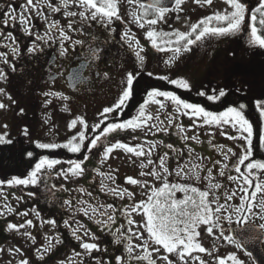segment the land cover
<instances>
[{
	"label": "rangeland",
	"instance_id": "374dc122",
	"mask_svg": "<svg viewBox=\"0 0 264 264\" xmlns=\"http://www.w3.org/2000/svg\"><path fill=\"white\" fill-rule=\"evenodd\" d=\"M4 2L13 0H3ZM54 1V0H51ZM16 3L23 5L26 0H15ZM35 2V0H34ZM250 7H258V0H244ZM60 1L58 2V4ZM130 8V24L131 34L126 50L129 54L127 56V62L121 65L117 71L111 76H102L95 80L92 84H87L79 89L73 90L67 86L66 69L63 68L62 78L56 83H51L55 77H51V80L44 78L41 75L40 70L34 71V67L28 64V48L20 50V36L19 32H22V27L18 24L13 27L11 24L7 31L1 25L0 31L5 35L8 32H12L16 38L15 41L6 39L0 36L2 44L9 43L18 47L19 55H13L12 47L9 44L0 48V52L7 54L8 63L3 62V57H0V69H3L6 73V79H0V89H4L3 93H0V103L6 105L5 108L0 109V135L7 133L5 140H12L15 137H22L30 140L36 144L40 143H57L64 144L72 136L76 135L79 131L85 132V147L82 149L87 153L85 157L75 158L79 153H71V155L65 159L55 158L61 161L50 170V174L41 176L40 181L36 185H9L7 183L0 184V264H19L20 260L27 259L29 264H38L39 255L37 249L44 252L46 246L49 243L48 238L51 239L53 247L50 251L54 252L55 249L63 251L66 249L65 254L56 251L52 253L56 257L55 261L52 260L50 264H75L74 261L79 258L83 263L97 264V261L88 262V258L85 255L75 256L68 250L76 248L77 243L79 248L81 241H78L73 235V229L80 226V231L77 235L83 236L84 231L87 230L92 235L84 237L88 242H109L106 244L108 248L119 250L121 254L119 256L124 257L127 261L129 254L126 251L127 243V229L131 227L134 231L139 230L144 232L142 227L144 217L137 213H132V219L136 222L131 226L128 224V217L124 214L126 206L138 202L141 199H147V195L150 194L149 188H145L141 185H132L126 181V177H133L135 179L146 180L149 187L155 186L157 188L162 186V180H156L151 176H141L140 173L150 172L153 167L158 165L157 157L163 155L164 152H168V158L166 161L167 167L173 174L168 177L170 183H185L191 186L205 190L209 181L204 179L208 176V168L212 169L213 183H220L222 188L214 189L216 196L220 197L219 202L225 203V192L231 194V190L236 188V184L233 181L227 179L228 175H238L234 168L233 163L237 157L229 154V159L225 160L222 154L223 151L232 149L234 153L240 154L244 151L245 142L239 137L237 129L230 126L218 127L216 125H204L201 122L194 121L190 115L177 114L174 105L170 101H167L163 97H159L164 101L165 107L161 108L159 104L149 102L145 105L146 112L151 114L154 119L149 121L148 125L143 128H138L135 131L127 129L114 133L101 136L96 148H92L90 141L96 136L100 135L103 128L111 122L113 118L112 114L109 115V119L105 120L99 128L94 127L101 120L100 113L105 107L112 106L118 99L123 88L125 87L126 76L129 72L141 71L152 73L158 77H168L169 79L184 78L187 79L190 84V90H197L209 93L215 90L214 84L217 83V79L223 77V74L227 73L229 69L238 62L244 61L249 55H252V51L258 46H251L247 42V36L245 33L230 36H218L208 37L190 47L189 51H181L179 54H175V59L172 63H166L171 57L174 56L172 51H160L158 48L153 47L150 39L146 33L150 30L149 25L146 23L144 27H140L139 23L135 22L133 13L141 15L143 10L138 7L136 2L129 3ZM45 3H41L44 6ZM47 7V4H46ZM182 10H173L176 6L165 14L163 20H159L154 27L157 31H163L172 33L176 30L189 31L192 23L198 22L200 19L212 15L216 11L223 12L224 10L231 11L230 6L225 0H212V3L205 4L203 0L201 3H197L196 0H184V3L180 6ZM41 10V7L40 9ZM20 11V7H19ZM62 11L64 9L62 8ZM18 12V10H17ZM1 16L3 12H1ZM27 14V13H26ZM177 17H179L177 19ZM126 17L125 19H127ZM154 13L148 12V16L145 19H152ZM247 19V18H246ZM42 20V19H41ZM18 23V22H17ZM76 25H74L75 27ZM41 28H45L41 25ZM24 32V31H23ZM36 33L41 32L35 30ZM35 33V34H36ZM58 33H55V36ZM69 34L74 38L72 31ZM175 39V37H172ZM25 40V38H24ZM136 41H139V48L143 51L141 55L144 57L141 61L136 56V51L139 48L136 45ZM159 42V41H158ZM25 45V43H23ZM162 47L171 48L172 45H162ZM76 48L77 47H73ZM259 48V47H258ZM257 48V49H258ZM70 49V48H68ZM262 49V48H259ZM22 57V58H21ZM63 58V60H62ZM256 58V57H255ZM258 58V57H257ZM258 59L259 64H263L264 59L260 57ZM62 65L70 66L73 59L64 55L60 57ZM16 61V62H15ZM27 61V62H26ZM14 69L13 70V67ZM57 70V67H54ZM261 69V68H260ZM229 70V71H230ZM264 71V67L263 70ZM259 71H256L253 76L254 80L259 79ZM211 74V80L209 83H205L204 76ZM215 74V75H214ZM245 78V77H244ZM245 78L246 81L238 78L236 73H232V79L234 83L226 82L227 86L233 87L235 82L239 83L240 89L244 88L246 84L252 79ZM49 80V81H48ZM56 80V79H55ZM224 83V82H222ZM221 83H217V86ZM259 85V84H255ZM222 89V88H220ZM219 90V87H218ZM251 92V91H250ZM45 93H61L60 95H45ZM258 98V96L256 97ZM148 100V96H144L140 99L139 106L134 110L127 112L123 115V109L118 118H122L123 121L130 119L137 115L141 105L145 104ZM258 100H264V96ZM159 119H155V117ZM172 116L174 123L168 126V118ZM77 117H82L87 123L88 127L84 126L77 121L75 127H70L71 122ZM264 117V116H263ZM116 121V122H119ZM163 122V123H161ZM152 124H156L159 127L168 126L167 132L157 131L156 128H151ZM7 125L5 128L4 126ZM176 125H182L186 131L187 136H198L196 140H184L182 134L178 133ZM196 125V126H194ZM151 128V130H149ZM27 129V135L24 134V130ZM226 133V134H224ZM11 134V135H10ZM236 136L237 139H231V136ZM117 141L127 143L129 145L142 144L147 152L148 146L151 142H156L157 147L153 150L151 159L155 162L152 165H147V156L136 157L131 153H127L123 149H114L113 152L107 157H104V149L110 144H114ZM163 143L160 144L159 142ZM4 143H0V149ZM173 145L172 149L165 147L166 145ZM59 151L65 152L68 149L63 147L56 148ZM191 150V158L189 152ZM74 157V158H73ZM200 157L201 159H197ZM81 160L82 166L85 171L80 176H75L72 173L67 174V178L63 173L57 175L61 169L65 172L70 166L68 161ZM103 160V163H101ZM144 162L147 167L141 168V162ZM188 161V168H191L193 164H201L200 168V180H196L190 177H178L175 170L178 165H184ZM216 161H220L219 164H215ZM215 164V166H213ZM224 164L228 165L225 169V175L220 176L219 171ZM241 171H246V168ZM33 168V167H32ZM31 168V170H32ZM111 174L113 180L108 179L107 174ZM24 177V176H23ZM21 177V178H23ZM10 178H1L0 180L7 181ZM261 178L264 179V173H261ZM119 186L121 189H128L134 194L133 197L127 196L121 198L120 196L113 195L109 188H116ZM33 193L34 195H29ZM90 194V195H89ZM191 194V193H190ZM240 193L227 203L233 206L239 205ZM184 193L177 192L176 198L182 199ZM261 195H257V203L259 202ZM209 199H212L210 194ZM70 201L71 205H66L64 202ZM103 205L104 207H101ZM107 205H112L113 208L108 209ZM213 204V208H215ZM58 208V209H57ZM93 208L97 209L95 214ZM9 209H12L11 211ZM87 210L88 214H85ZM107 210L109 214L115 215V223L109 227H105L102 223H97L99 220H106L107 216H101L100 213ZM254 211H259L255 208ZM233 211V209H229ZM27 212V215H21V213ZM32 220L33 224L27 225L25 222ZM55 220V225L48 223V221ZM65 221H68V226L65 225ZM249 222L254 224L264 223V220L259 215L254 216ZM9 224H24V228L19 230L10 229ZM123 225L121 232L125 235L121 242L116 241V229ZM224 228V235H231L235 225V219L231 224L228 221L222 220ZM198 231L201 235L198 240L202 243L203 247L210 249L212 255L207 253L194 252L193 256H199L206 264H216L214 257H227L231 254H235L238 261H242L243 264H255L251 255L243 247H237L236 243H229L227 240L220 237V229L215 228L213 230L214 235H209L206 232V226L201 224ZM25 232L31 233V237L24 235ZM116 233V235H113ZM73 235V237H72ZM92 236L95 239H92ZM220 237V238H217ZM59 239V243H56V239ZM147 239V233L144 232V239H138L133 237L134 244H143ZM76 241V242H73ZM117 242V243H115ZM151 242H149V251H152ZM104 247L102 246L101 249ZM19 249L20 251H14ZM83 249V248H81ZM11 250V251H10ZM84 250V249H83ZM120 250H124L123 252ZM85 251V250H84ZM143 248H136L133 255H142ZM164 255H168V259L173 264H181L175 253L167 254L161 248L160 252H152V259L156 261V264H167L162 259ZM110 256V252L108 253ZM116 260V259H115ZM117 263V261H115ZM132 264H136L135 261ZM140 264H147V261H142ZM188 264H199V261H193L188 259ZM228 264H233V261L229 260Z\"/></svg>",
	"mask_w": 264,
	"mask_h": 264
},
{
	"label": "snow or ice",
	"instance_id": "6c2138e0",
	"mask_svg": "<svg viewBox=\"0 0 264 264\" xmlns=\"http://www.w3.org/2000/svg\"><path fill=\"white\" fill-rule=\"evenodd\" d=\"M47 4V7L51 10L52 13L61 12L62 8L64 9L63 15L68 17L69 20L66 25H61L59 20H52L49 17L45 16L42 11H39L41 3ZM129 3H134L136 0H128ZM197 3H201V0H196ZM225 2L230 6L231 11L224 10L216 11L212 15L206 16L200 19L196 23L190 25L189 31L183 32L176 30L172 33L157 31L153 25H156L159 20H163L165 14L170 11L168 7L162 6V0H154L151 5H148L145 8L144 5H141L143 12L141 15H137L135 12L133 16L135 17V22L140 24V27H144L146 23L149 25L150 30L147 31L146 35L150 39V42L153 47L158 48L160 51H172L174 56L171 57L166 63H172L175 59V54H179L181 51H189L191 45L196 44L197 42L208 38V37H218V36H230L237 35L240 33H245L247 36V42L251 46H258L259 48H264V0H258V7H250L244 0H225ZM184 3V0H174L176 6L173 10H182L181 5ZM205 4H211L212 0H203ZM71 5H76L81 9V11H70L68 10ZM120 0H60L59 5H54L51 0H26V3L20 5V11L17 12V9L9 5L6 10L3 11L2 17H0V24L5 26L17 22L22 27V31L32 35V29L34 25L31 22V10L37 9L36 16L40 17L47 24L46 30L41 35L40 33L35 34V40L32 43V46L27 49L29 53L42 50L36 41H41L44 44H48L50 41L58 39L60 44V55L64 56L68 52V48L64 46L67 41L73 47L77 45H83L85 42L82 40H74L73 37L69 34L70 31H82L80 27H73L74 24H77V21L73 18L79 17V24L87 23L91 21H100L105 25H110L113 20H120L121 16L119 14ZM3 5H0V8H3ZM154 10V17L152 19H145L148 16V9ZM27 13V14H26ZM179 17H177L178 19ZM247 18V19H246ZM53 32L58 33V37L53 35ZM129 35L128 32L124 33L125 38ZM0 36L5 37L11 41H15V37L12 32H8L6 35L4 32L0 31ZM175 37V39H172ZM159 41V42H158ZM131 41L129 44L131 46ZM136 45L139 48V41H136ZM162 45H172L171 48L162 47ZM143 51L142 48H139L136 51V56L143 61L144 57L141 55ZM12 53L19 55V49L16 46L12 47ZM89 53L92 57L96 56V50L92 49L89 45ZM0 57H3V62L8 63L7 54L0 52ZM13 70L14 69V66ZM107 75V74H105ZM149 76L152 73H148ZM139 73L129 72L126 76L125 87L123 88L121 94L119 95L117 101L110 107H105L100 113L101 120L94 127L99 128L105 120L109 119L108 114H112L115 119L121 114V110L127 104V102L132 98L134 94V82L137 80ZM6 73L3 69H0V79H6ZM74 77V79H77ZM163 79L168 80V83L176 85L178 88L190 90L191 84L187 79L177 78L169 79L168 77H163ZM4 89H0V93H3ZM45 95H60L61 93H45ZM198 95H206L205 92L200 91ZM226 95L225 90H213L212 95H208V99L212 101H217L221 97ZM148 100L145 101L144 105H141L137 115L133 116L130 119H126L119 122H109L103 130L100 132L99 136L91 139L90 144L92 148H96L98 141L101 136H105L109 133H114L118 131H123L127 129H132L135 131L138 128H143L148 125L149 121L154 119L151 114L146 112L145 105L150 101L156 104H159L161 108L165 107L164 101L157 99L159 97L165 98L167 101H170L174 105L177 114L190 115L194 121L201 122L204 125H216L218 127L230 126L231 128L237 129L239 137L245 142L244 151L240 154L234 153L232 149H227L223 151L225 160L229 159V154L231 156L237 157L236 161L233 163V168L238 175H228L227 179L233 181L236 184V188L231 190V194L225 192V203H220V197L216 196L214 189L222 188L220 183H213L212 169L208 168V176L204 179L208 180V186L205 190L191 186L185 183H170L168 177L173 173L170 172L167 167L166 161L168 158V152H164L163 155L157 157L158 165L152 168L150 172H141V176H151L156 180H162V186L157 188L155 186L149 187L146 180L135 179L133 177H126V181L132 185H141L145 188H149L150 194L147 195V199H141L138 202H134L131 205H128L124 209V214L128 217V224L131 226L136 223L131 217L132 213L140 214L144 217L142 227L144 232L147 233V239L144 240L143 244H134L133 237L138 239H144V232L139 230L134 231L131 227L127 229L129 235H127L126 251L129 254L127 261L124 257L117 256L115 259L117 264H132L133 261L141 262L147 261V264H156V261L153 260L152 252H160L162 248L165 253L171 254L175 253L181 262V264H188V259L193 261L198 260L199 264H206L198 255L193 256L194 252L198 253H207L212 255L210 249L203 247L202 243L198 240V237L201 233L198 231L201 224L206 226V232L209 235H214L213 230L215 228L220 229V237L227 240L229 243H236L237 247H243V244L235 239L234 236L224 235V228L222 225V220H227L229 224L235 222L237 225L246 224L249 227V236L248 242H254L264 239V235H257L256 228L258 227L260 232L264 234V223L259 224L258 226L254 223L249 224V221L252 217L259 215L262 220H264V179L261 178V173H264V160L252 159L253 157V124L249 118L245 115V105L240 104L239 106H229L225 110L220 112H214L207 110L204 106L198 103H191L186 99L181 98L174 91H161L159 89L153 88L151 91L147 92ZM256 106L260 110V114L264 116V100H257ZM6 105L0 103V109L5 108ZM159 119V117H155ZM79 121L84 128H87L88 125L82 117H77L74 119L70 127H75ZM163 123V122H161ZM174 123V118L170 116L168 118V126H171ZM168 126L159 127L156 124H152L151 128H156L157 131L167 132ZM196 126V125H194ZM5 128L7 125L4 126ZM178 133L182 134L184 140H198V136H187L186 131L182 125H176ZM151 128L149 130H151ZM24 134L27 135V129L24 130ZM226 134V133H224ZM7 133L0 135V143H11L10 140H5ZM85 132L79 131L76 135L72 136L66 143L57 144V143H40L38 146L43 149H56V148H65L72 153H79L85 147ZM231 139H237V137L231 136ZM160 144L163 142L160 141ZM157 147L156 142H151L148 146L147 152L144 149V145L136 144L134 146L127 143H122L117 141L114 144H110L104 149V157L107 158L114 149H123L127 153H131L136 157H145L147 156V165H152L155 162L151 159L153 150ZM165 147L172 149L173 145L168 144ZM33 153L29 152L28 156L31 157ZM191 158V150L189 152ZM86 159V157H85ZM197 159H201L197 157ZM247 162V163H246ZM59 159L50 158L49 156H40L34 164L32 170L23 178L19 176H13L11 179L4 181L0 180V184L7 183L9 185H36L41 179L42 175L50 174V170L53 169L56 165L60 164ZM69 167L65 172L61 169L57 172V175L61 173L64 174L65 179L67 178L68 173H72L75 176H80L84 173L85 169L82 166L83 161L75 160L68 161ZM103 163V160H101ZM220 161H216L215 164H219ZM215 164L213 166H215ZM147 165L142 161L140 167L143 169ZM241 165L246 168V171H241ZM201 164H193L191 168H188V161L184 165H178L175 170V175L178 177H190L196 180H200V168ZM228 168L227 164H224L219 171L220 176L225 175V169ZM108 179L113 180L111 174H107ZM114 182V180H113ZM113 195L120 196L121 198L127 196L129 198L133 197L134 194L128 189H121L119 186L116 188H109ZM184 193L182 199L176 198V193ZM240 193V203L239 205L233 206L228 204V201H231L237 193ZM191 193V194H190ZM210 194L212 199H209ZM260 194L261 198L257 203V195ZM29 195H34L29 193ZM90 195V194H89ZM66 205H71L70 201L64 202ZM215 204V208H213ZM101 207H104L101 205ZM257 208L259 211H254L253 209ZM108 209L113 208L112 205H107ZM233 209V211H229ZM10 211L12 209H9ZM85 214L87 215V210ZM93 213L97 209L93 208ZM21 215H27V212L21 213ZM101 216H107L106 220H97V223H102L105 227H109L114 224L115 215L109 214L107 210L100 213ZM27 225H32V220H27L25 222ZM48 223L55 225V220L48 221ZM68 226V221L64 222ZM10 229L19 230L24 228V224H9ZM83 227V226H80ZM80 227L73 229V235L78 241H81L80 247L85 250L82 253H76L77 256L81 255H90L93 250H99V245L95 242H88L84 237L92 235L87 230L84 231L83 236L77 235L80 231ZM120 228L116 229V241L121 242L124 237V233L121 232ZM24 235L31 237V233L25 232ZM217 237V238H220ZM33 240L34 237H31ZM49 243L45 248V252L51 250L53 247L51 243L52 238H48ZM94 240L95 237L92 236ZM59 239H56V243H59ZM149 242H151L152 251H149ZM136 248H143L142 255H133ZM2 251V249H0ZM11 251V250H10ZM14 251L19 252V249ZM45 252H41L40 249H37V254L42 259ZM251 255V253H248ZM167 264H173L171 260L168 259V255L162 257ZM216 264H228V261H233V264H243L242 261H238L235 254H231L227 257H214ZM19 264H29L27 259L19 261ZM99 264V261L97 262Z\"/></svg>",
	"mask_w": 264,
	"mask_h": 264
},
{
	"label": "flooded vegetation",
	"instance_id": "af4514ba",
	"mask_svg": "<svg viewBox=\"0 0 264 264\" xmlns=\"http://www.w3.org/2000/svg\"><path fill=\"white\" fill-rule=\"evenodd\" d=\"M60 0H54L51 1L54 5H59L58 2ZM128 0H120V6H119V14L121 16L120 20H113V22L110 25H105L101 23L100 21H91L89 20L87 23L79 24V17L73 18L77 21V24L75 27L82 28V31H72L74 33V40H82L85 43L83 45H77L73 48V46L65 42L64 46L68 49V52L65 54L69 56V58H72L73 61L71 65L64 66L62 65V61L60 60V44L59 40L55 39L50 41L48 44H44L41 41H36V43L39 45V47L42 50H37L34 52L29 53L28 56V64H30L34 67V71L40 70L42 77L44 78V81H47V79L51 80V77H55L53 82L56 83L59 79L62 78L63 68L66 69V75H64L63 78H66L67 74H69L70 70L75 67H81L84 69L83 76L86 78V81L83 83H80L77 86V89L87 85L92 84L95 82V80L102 76H111L113 75L117 69L114 70V68L121 67L124 62L127 61V56H129L126 47L129 44V38L131 34V24H130V8L128 6V3L126 4ZM137 4V0H136ZM0 5H3V8L1 9V12L7 9L9 5L16 8L19 12V3H16L15 0L13 1H7L4 2L3 0H0ZM138 5V4H137ZM139 8L140 5H138ZM175 7V4L170 7L169 9L172 10ZM147 8V6H145ZM70 11H76L79 12L81 9L77 7L76 5H71L69 7ZM143 10V9H142ZM37 9L31 10V22L34 25L32 29V35H29L25 32H19L20 36V50H23V48H29L32 46L33 41L35 40V30H39L41 32V35L46 30L47 24L44 20H41L40 17L36 16ZM43 14L47 17H49L52 20H59L61 25H66L69 18L65 17L63 15V11L59 13H52L51 10L46 7V4L44 6H41V10ZM148 11L154 12L153 9H148ZM0 17L1 13H0ZM128 17L127 19H125ZM13 27H16L18 23L15 25L11 24ZM41 25L45 28H41ZM73 25V27H74ZM9 25L5 26L3 25V28H5L7 31H10L8 27ZM1 28V25H0ZM128 32L129 35L127 38H125L124 33ZM53 35L55 36V32H53ZM56 37H58V34H56ZM25 38V40H24ZM2 44V42H0ZM25 43V45H23ZM9 43H3L2 45H6ZM89 45H91L92 49L96 50V56L92 57L89 53ZM9 47H13L12 44H9ZM22 58V57H21ZM63 60V58H62ZM27 62V61H26ZM54 67H57V70L54 69ZM107 74V75H105ZM48 80V81H49ZM66 82H68V79H65ZM69 87V85L67 84ZM24 147L23 149H25ZM17 152H20L17 151ZM28 154H26L25 158ZM20 158V157H19ZM14 171V169H11L9 171ZM76 242V241H73ZM76 248H72L68 250L69 252L73 253L76 257V253H84L85 251L81 248H79L78 244H75ZM59 249H55L54 252H58L59 256H56L57 259L61 256L62 253L65 254L66 249L63 251H58ZM123 252V250H120ZM45 252V250H44ZM52 251H47L43 255V258H39L38 264H50L52 260H56V257L52 255L54 253ZM110 252V256H108V253ZM124 252H126L124 250ZM124 252L122 255H124ZM121 254L119 250H113V249H100L99 250H93L90 255H85L88 258L86 261L90 259L91 261H94L95 259L97 262L99 261V264H117L115 261L113 263L111 262L112 259H115L117 256ZM77 261H74L75 264H84L79 258L76 259ZM142 262V261H141ZM36 264V262H35ZM92 264V263H87ZM137 264H140V262H137Z\"/></svg>",
	"mask_w": 264,
	"mask_h": 264
},
{
	"label": "trees",
	"instance_id": "16d2710c",
	"mask_svg": "<svg viewBox=\"0 0 264 264\" xmlns=\"http://www.w3.org/2000/svg\"><path fill=\"white\" fill-rule=\"evenodd\" d=\"M257 48L252 51V55L248 54L244 61L237 62L231 70L229 69L230 71L228 70L226 71L227 73L223 74V77L217 79V83H221V85L217 86L215 81V90L218 91L219 87V90L222 88L226 92V95L217 101H212L207 98L208 95L213 94V91L206 95H198L199 91L197 90L181 89L176 85L168 83V80H165L162 77L155 75L149 76L147 72H140L137 80L134 82V94L129 100L128 107H130L129 109H133L131 107L138 105L140 99L146 96L147 92L151 91L153 88L161 91H174L177 95L181 96V98L186 99L191 103H198L204 106L207 110L214 112L223 111L229 106H239L240 104H244L246 106L244 109L245 115L253 124L252 159L264 160V117L260 114V110L256 106V101L264 96V71H262L264 66L257 61L258 59H261L260 57L264 59V48ZM256 71H259L257 73H259V76L261 77L254 80L251 76H253ZM232 73H236L238 78L244 81H246L245 78L252 79L242 89H240V84L237 82H235L233 87L230 85L227 86V81L234 83V81L230 79ZM204 77L205 83L212 81L211 74ZM255 84L259 85L257 86ZM257 96L258 98H256ZM24 147L26 148L23 149ZM19 150L20 152H17ZM27 152L33 153L29 160L25 158ZM61 153L62 152L57 149H41L26 138H16L11 143H4L0 149V176L4 179L13 176L27 175L42 154L51 158H58ZM65 153H67L66 156L63 155L65 158L71 155V152ZM80 155L84 157L87 153L82 151ZM243 167L244 166H242V168ZM11 169H14V171H9ZM242 170H244V168ZM102 244L103 242H100V249ZM105 248L108 247L105 246ZM111 259V262L113 263L115 259Z\"/></svg>",
	"mask_w": 264,
	"mask_h": 264
},
{
	"label": "water",
	"instance_id": "95a60500",
	"mask_svg": "<svg viewBox=\"0 0 264 264\" xmlns=\"http://www.w3.org/2000/svg\"><path fill=\"white\" fill-rule=\"evenodd\" d=\"M153 2L154 0H138L139 4L146 5H151ZM173 4L174 0H162V6L170 7ZM82 73L83 72L79 71V69H72L71 74L68 76L69 83L72 88H75L79 83L85 80V78H82ZM77 75L78 78L74 79V77H77ZM234 233L239 241L244 243L246 249L251 252L256 261V264H264V239L254 242H248V225H239L235 227ZM256 234L264 235L260 232L258 227L256 228Z\"/></svg>",
	"mask_w": 264,
	"mask_h": 264
},
{
	"label": "bare ground",
	"instance_id": "6f19581e",
	"mask_svg": "<svg viewBox=\"0 0 264 264\" xmlns=\"http://www.w3.org/2000/svg\"><path fill=\"white\" fill-rule=\"evenodd\" d=\"M72 69H74V68H72ZM72 69L70 70L69 74H67V77L71 74Z\"/></svg>",
	"mask_w": 264,
	"mask_h": 264
}]
</instances>
